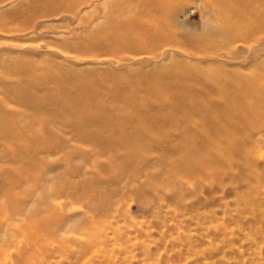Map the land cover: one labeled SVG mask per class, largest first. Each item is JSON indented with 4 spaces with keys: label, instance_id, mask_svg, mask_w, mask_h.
Here are the masks:
<instances>
[{
    "label": "rangeland",
    "instance_id": "374dc122",
    "mask_svg": "<svg viewBox=\"0 0 264 264\" xmlns=\"http://www.w3.org/2000/svg\"><path fill=\"white\" fill-rule=\"evenodd\" d=\"M88 1L0 0V264H73L57 238L93 217L109 264H264V37L219 57L222 0ZM141 9L167 56L129 53Z\"/></svg>",
    "mask_w": 264,
    "mask_h": 264
},
{
    "label": "bare ground",
    "instance_id": "6f19581e",
    "mask_svg": "<svg viewBox=\"0 0 264 264\" xmlns=\"http://www.w3.org/2000/svg\"><path fill=\"white\" fill-rule=\"evenodd\" d=\"M88 1V0H87ZM139 3H140V5L141 6H144V7H146V6H150V3H151V1L152 0H137ZM157 1H159V0H157ZM190 1V0H189ZM89 2V1H88ZM153 3H154V1H152ZM176 3L177 2V0H163V3H161V6H162V4H163V7H165V5L166 6H168L169 4H171V3ZM180 2V1H179ZM205 2H206V0H205ZM208 2V1H207ZM230 2H232V4L230 3ZM197 3V2H196ZM219 3V2H218ZM216 4L215 2H214V9H216V12L219 14V17H220V22H216L217 24L213 27L214 28V30L217 32V33H221V34H223L227 39H229V41H228V44H226L227 46H231V47H225L226 45H223V44H221L220 42H218V45H216V44H214L215 43V41H216V39H214L215 41H214V43H213V47H217V46H219V47H223L222 49H225V53L223 52V51H218L217 49H216V55L217 56H219V57H221L223 54H229L231 51H233V49L235 50V47L237 46V45H240L241 43H247V42H250V41H257V43H258V40H260L261 38H263L264 37V0H222V2L221 3H219L220 5H226L227 6V8L226 9H221L222 7L219 5V4ZM228 3V4H227ZM86 4V3H85ZM91 4V3H90ZM216 4V5H215ZM181 5V4H180ZM183 5V4H182ZM203 5H205V4H203ZM206 5H208V4H206ZM74 6V5H73ZM139 6V5H138ZM152 6H154V4H152ZM156 6V5H155ZM159 6V8H160V5H158ZM171 6V5H170ZM184 6V5H183ZM211 7H212V5H210ZM177 7H178V5H177ZM195 7V6H194ZM221 7V8H220ZM69 8V7H68ZM153 8V7H152ZM174 8H175V5H174ZM213 8H211V9H213ZM175 9H178V8H175ZM197 9V8H196ZM208 9H210L209 7H208ZM213 9V10H214ZM155 10H159V9H157V7L155 8ZM183 10V9H182ZM180 11V10H179ZM75 12H77V11H75ZM154 12V11H153ZM178 12V11H177ZM175 13V12H174ZM210 13V12H209ZM215 13V12H214ZM132 14V13H131ZM141 14H142V16H145L144 14H143V9H141L140 10V12L139 13H134V14H132V15H129V53H134V55H135V57H138L136 60L137 61H141V60H143V59H145L147 62H149L150 60H152V59H155V58H151V57H149V56H151V55H153V57H157V56H162V57H164L165 55L167 56V54L169 53L168 51H169V46H173L174 47V43H175V39L174 40H170L169 38H167V37H163V40L162 41H160L159 40V42H155V43H152V44H150L149 42H148V44H147V41H149L147 38H149V36H148V34L150 35V37L151 38H153V39H155L156 37L155 36H157V35H161V34H163V31L162 30H164V31H166L165 29H163V26L164 25H166L165 24V21L164 20H166V19H164V20H162L161 19V21H163L164 22V24L162 25V26H160V25H158V24H153L152 22H151V20H148L147 18H145V20H143L144 19V17H143V19L141 18ZM73 15V14H72ZM158 15V14H157ZM75 16V15H74ZM158 17V16H157ZM167 18V17H166ZM174 19V18H173ZM208 19V18H207ZM217 19H219V18H217ZM175 20V19H174ZM209 21V20H208ZM219 21V20H218ZM173 23H174V21H173ZM179 23V22H178ZM204 23V22H203ZM208 23V22H207ZM214 24V23H213ZM174 25V24H173ZM176 25V24H175ZM180 25V24H179ZM166 27H167V25H166ZM177 27V26H176ZM172 29V28H171ZM175 30V29H174ZM208 30V29H207ZM182 31H184V30H182ZM198 33L199 32H197V35H198ZM173 34V33H172ZM199 34H201V33H199ZM164 35V34H163ZM174 35V34H173ZM196 35V36H197ZM207 35V34H206ZM147 38H146V37ZM171 36V35H170ZM178 36H180V35H178ZM190 36V35H189ZM200 36V35H199ZM217 36V35H216ZM215 36V37H216ZM172 37H174V36H172ZM177 37V36H176ZM182 37V36H181ZM184 37V36H183ZM218 37V36H217ZM200 38V37H199ZM212 38H213V36H212ZM219 38V37H218ZM217 38V39H218ZM220 38H221V36H220ZM219 38V39H220ZM157 39H160V38H158L157 37ZM218 39V40H219ZM222 39V38H221ZM225 39V38H224ZM223 39V40H224ZM178 40V39H177ZM176 40V42L177 43H179L178 41ZM200 40V39H199ZM179 41H180V39H179ZM198 40H196V42H197ZM181 42V41H180ZM194 42V41H193ZM263 42H264V40H263ZM183 43V42H182ZM182 43H179V44H181L182 45ZM205 43H207V42H205ZM203 44V43H202ZM212 44V43H211ZM237 44V45H236ZM207 45V44H206ZM235 45V46H234ZM180 46V45H179ZM188 46H190L189 44H188ZM234 48H233V47ZM199 47H200V45H199ZM247 47V46H246ZM261 47V46H260ZM196 48V47H195ZM201 48V47H200ZM233 48V49H232ZM103 49V48H102ZM106 49V48H105ZM172 50H174L173 48H171ZM190 49H192V48H190ZM202 49V48H201ZM203 49H204V46H203ZM221 49V50H222ZM208 50V49H207ZM213 50V49H212ZM211 50V51H212ZM239 50V49H238ZM253 50V49H252ZM262 50H264V49H261V51ZM179 51V50H178ZM201 51V50H200ZM172 52V51H171ZM181 52V51H180ZM193 52H195L194 50H193ZM213 52V51H212ZM251 52V51H250ZM264 52V51H263ZM182 53V52H181ZM202 53V52H201ZM200 53V54H201ZM211 53V52H210ZM209 53V54H210ZM252 53V52H251ZM251 53H250V55H251ZM187 55H189L188 53H186ZM185 54V55H186ZM236 54V53H235ZM174 55V54H173ZM177 55L178 54H176V55H174V58H175V56L177 57ZM182 55H183V53H182ZM191 55V54H190ZM197 55H199V53L197 54ZM202 55H204V54H202ZM206 55V54H205ZM211 55H212V53H211ZM171 56V55H170ZM196 56V55H195ZM214 56V55H213ZM213 56H211V57H202V56H200V57H198L199 58V60L200 61H202V60H205V59H207V58H213ZM228 56H230V55H228ZM227 56V57H228ZM254 56H255V54H254ZM185 57H187V56H185ZM233 57V56H232ZM236 57V56H235ZM235 57H233V58H235ZM251 57V56H250ZM256 57V59H257V56H255ZM255 57H254V59L252 58L251 60H255ZM141 58H143V59H141ZM170 58V57H169ZM179 58V57H178ZM177 58V59H178ZM181 58V57H180ZM182 58H184V57H182ZM224 59L226 58V57H223ZM222 58V59H223ZM249 58V57H248ZM140 59V60H139ZM185 59V58H184ZM189 59H191V58H189ZM216 59V58H215ZM217 59H218V57H217ZM221 59V60H222ZM250 59V58H249ZM261 59H263L262 57H261ZM149 60V61H148ZM159 60V59H158ZM164 60H167V59H165L164 58ZM163 60V61H164ZM175 60H176V58H175ZM226 60V59H225ZM251 60H249V62L251 61ZM168 61V60H167ZM191 61H193V59L191 60ZM207 61H209L208 59H207ZM211 61V60H210ZM218 61H220V60H218ZM227 61H228V59H227ZM255 61H257V60H255ZM260 61H262V60H259V61H257L258 63L260 62ZM264 61V60H263ZM176 62V61H175ZM183 62V61H182ZM181 62V60H180V63H182ZM196 62V61H195ZM247 62V61H246ZM154 63H156L155 61H154ZM192 63V62H191ZM204 63V62H203ZM225 63H226V61H225ZM248 63V62H247ZM258 63H256V64H258ZM263 63V62H262ZM176 64H178V63H176ZM190 64V63H189ZM196 64H197V62H196ZM227 64V63H226ZM235 64V63H234ZM237 64V63H236ZM242 64H244V63H242ZM260 64H261V62H260ZM264 64V63H263ZM194 65L195 64H193V65H191V66H193V68L192 69H189V68H191V66L188 68H186V69H180V70H177V69H175L176 71H205V70H203L202 68H200V69H195V68H197V67H195L194 68ZM228 65V64H227ZM249 65V64H248ZM169 66V65H168ZM171 66V65H170ZM230 66V65H229ZM238 66H239V64H238ZM246 66V65H245ZM258 66V65H257ZM262 66H264V65H262ZM173 66H171V68H172ZM178 67V66H177ZM176 67V68H177ZM199 67V66H198ZM161 69L163 68V67H160ZM160 68H158V70L160 69ZM259 68V67H258ZM155 70V69H154ZM153 70V71H154ZM166 70V69H165ZM174 70V71H175ZM257 70H262V69H257ZM162 71H164V70H162ZM165 74H167L168 75V73H165ZM37 100V99H36ZM124 110V109H123ZM198 108H197V112H198ZM121 112H123L122 110H121ZM202 112V111H201ZM262 112V111H261ZM216 113V112H215ZM259 113V112H258ZM122 114H124V115H126L125 114V112H123ZM257 114V113H256ZM261 114H263V113H261ZM258 115V114H257ZM81 115H79L78 116V118H80V119H82V120H85L86 118L83 116V117H80ZM258 116H260V115H258ZM257 116V117H258ZM123 117H125V116H123ZM260 117H262V115L260 116ZM254 118H256V117H254ZM1 119V118H0ZM87 119H89V117L87 118ZM149 119V118H148ZM262 119V118H261ZM2 120V119H1ZM150 120V119H149ZM251 120V119H250ZM8 121V120H7ZM128 121V120H127ZM259 121H260V118H259ZM259 121H255V123L256 122H258V126H260V124H259ZM264 121V120H263ZM2 122H4V123H6V120L5 121H3L2 120ZM146 122V121H145ZM249 122H252V120L251 121H249ZM248 122V123H249ZM262 122V121H261ZM0 123H1V121H0ZM3 123V125H7L8 123H10V122H8L7 124H4ZM182 123V122H181ZM186 123V122H185ZM223 122H221V127L223 126V124H222ZM226 123V122H225ZM254 123V122H253ZM202 124V123H201ZM244 124V123H243ZM262 124H264V122L262 123ZM113 125V124H112ZM147 125V124H146ZM172 125V124H171ZM236 125H238V124H236ZM249 125H251V124H249ZM8 126V125H7ZM6 126V128H9L10 129V127H7ZM174 126H176V125H174ZM220 126V125H219ZM224 126H225V124H224ZM240 126H242L241 124H240ZM240 126H238V128L240 127ZM246 126H247V124H246ZM257 126V125H256ZM257 126V127H258ZM264 126V125H263ZM118 127H120V126H118ZM117 127V128H118ZM146 128H147V126H145ZM150 127V126H149ZM250 127V126H249ZM256 127V128H257ZM4 128V127H3ZM234 128V127H233ZM242 128V127H241ZM244 128H246V127H243V129ZM254 129H252V130H255L256 128L255 127H253ZM262 128V125L260 126V128H259V130ZM16 129V128H15ZM115 129V128H114ZM121 129V128H120ZM148 129V128H147ZM154 129V128H153ZM159 129V128H158ZM184 129H186V128H184ZM222 129V128H221ZM227 129V128H226ZM122 130V129H121ZM161 128H160V130H159V132H161ZM186 130H188V129H186ZM185 130V131H186ZM225 130V129H224ZM223 130V131H224ZM233 129H231V131H232ZM236 130V129H235ZM10 131V130H9ZM124 131H126V129L124 130ZM123 131V133H126V132H124ZM222 131V130H221ZM227 130H225V132H226ZM231 131L228 133L229 135L228 136H226V137H228L229 138V136L230 135H232V133H233V131H232V133H231ZM246 131V130H245ZM262 131V130H261ZM8 132V131H7ZM11 132V131H10ZM15 132H17V133H22V130H16ZM122 132V131H121ZM151 133H153L152 131H150ZM224 132V133H225ZM252 132H254V131H252ZM24 133H28V132H24ZM23 133V134H24ZM149 133V132H148ZM154 133H155V131H154ZM189 133V132H188ZM231 133V134H230ZM3 134V133H2ZM8 134H11V133H9L8 132ZM185 134V133H184ZM187 134V133H186ZM12 135L13 134H11L10 136L12 137ZM193 135H195V133H193ZM221 135H222V133H221ZM235 135V133H233V137H235L234 136ZM255 135H256V133H255ZM263 135H264V133H263ZM5 136V135H4ZM9 136V137H10ZM14 136V135H13ZM18 136V135H17ZM24 136V135H23ZM253 136V135H252ZM3 137V136H2ZM11 137H10V139H11ZM20 138L22 137V136H19ZM184 137H185V135H184ZM194 137V136H193ZM197 137H199V136H197ZM260 138V137H259ZM258 138V139H259ZM22 139V138H21ZM185 139V138H184ZM188 139V138H187ZM190 139V138H189ZM24 140V139H23ZM186 140V139H185ZM191 140H193V139H191ZM259 141V140H258ZM203 143V142H202ZM258 143V142H257ZM205 144V143H204ZM204 144H202V145H204ZM196 145V144H195ZM212 145V144H211ZM127 147V146H126ZM129 147V146H128ZM207 147H208V145H207ZM207 147H205V148H207ZM8 148H10V147H8ZM234 148V147H233ZM25 149V148H24ZM236 149V148H235ZM9 150H11V149H9ZM218 150V149H217ZM255 150H257V149H255ZM224 151V150H223ZM203 152H205V151H203ZM224 152H226V151H224ZM224 152H223V154H224ZM250 152V151H249ZM257 152V151H256ZM259 152V151H258ZM257 152V153H258ZM219 153V152H218ZM234 153V152H233ZM250 154V153H249ZM188 155V154H187ZM254 155V154H253ZM256 156V155H255ZM227 161V160H226ZM199 164V163H198ZM201 164V163H200ZM180 165V164H179ZM181 166V165H180ZM194 166L195 165H193V169H194ZM197 166V165H196ZM199 168V167H198ZM192 169V168H191ZM200 169V168H199ZM177 170V169H176ZM203 170H204V168H203ZM205 172V171H204ZM190 182V181H189ZM254 203V202H253ZM51 206V205H50ZM105 206V205H104ZM90 222V223H89ZM88 223V225H86V226H84V227H80L79 226V228H77L76 230H69L68 232H66L65 234H60L59 235V237L57 238V243H58V247H59V249H60V252L61 253H64L63 255H66L67 257H70V255L71 254H78V256H76V260L74 261V263L73 264H101L102 262H106V263H113V262H115V259H113L114 258V255H115V251H114V249L112 248V249H107V243L109 244V242H112L111 240H113V242H115L114 240V238L115 237H113V238H109V239H106V240H103L102 238H101V235H99L101 232L100 231H98L97 230V228H98V226H93V227H91L90 226V224H94V223H96V221L94 220V217L89 221ZM43 223H45V221H43ZM95 230V232L96 233H93V231ZM258 230V229H257ZM261 232V231H260ZM261 237L263 236V235H260ZM35 239H33V241H31V242H28V243H25V242H23V241H18L17 243H15V242H13L14 243V245L13 246H15V245H18L19 247H21L22 246V244L24 243V245L25 246H27V248L30 246V245H32L33 244V246L34 245H36V246H38L39 248H43L44 247V242H43V240H45V236H43V234H42V232H37L36 234H35V237H34ZM129 239V238H128ZM12 243V244H13ZM127 243H129V242H127ZM126 243V244H127ZM106 245V246H105ZM113 246V245H112ZM126 247V246H125ZM145 247V246H144ZM122 248H123V246H122ZM125 250V249H124ZM125 251H127V249L125 250ZM120 252V251H119ZM124 252V251H123ZM2 253H4L3 255H2ZM118 254V253H117ZM123 254H125V253H123ZM119 256H121V255H119ZM2 257H5V259H8V257L9 256H7L6 255V249L4 250V252L3 251H0V259L2 258ZM28 258H30V255H29V257ZM120 258H123V257H120ZM10 262H11V260H10ZM119 262V261H118ZM121 262H122V259H121ZM123 263H125V261L123 262ZM120 264V263H119Z\"/></svg>",
    "mask_w": 264,
    "mask_h": 264
}]
</instances>
